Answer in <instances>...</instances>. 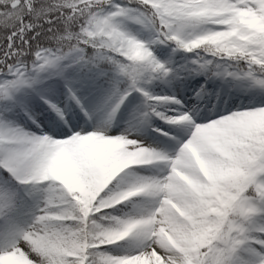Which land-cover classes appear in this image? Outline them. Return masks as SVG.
<instances>
[{
  "label": "snow or ice",
  "instance_id": "6c2138e0",
  "mask_svg": "<svg viewBox=\"0 0 264 264\" xmlns=\"http://www.w3.org/2000/svg\"><path fill=\"white\" fill-rule=\"evenodd\" d=\"M0 264H264V0H0Z\"/></svg>",
  "mask_w": 264,
  "mask_h": 264
}]
</instances>
